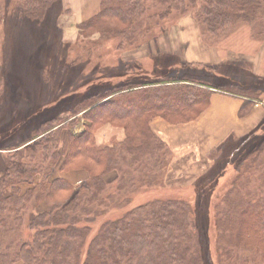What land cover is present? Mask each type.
I'll use <instances>...</instances> for the list:
<instances>
[{"label": "trees", "instance_id": "obj_1", "mask_svg": "<svg viewBox=\"0 0 264 264\" xmlns=\"http://www.w3.org/2000/svg\"><path fill=\"white\" fill-rule=\"evenodd\" d=\"M55 1L11 0L17 16L31 21H42ZM2 14L0 6V21ZM186 16L192 17L198 39L207 43L208 37L220 38L239 24L254 26L264 21V0H100L98 12L79 27L88 43L90 32L99 35L100 41L113 42L111 53L119 58L166 35ZM149 58L148 72L130 63L110 66L101 83L79 95L64 94V103L72 104L67 120L72 122L80 113L84 120L80 132L72 133L70 126L64 134L66 122L60 116H55L54 123L51 118L42 120L51 109L35 115L23 110L17 125H12L16 116L0 125V150H8V162L0 165L4 172L0 175V234L10 220L22 222L25 214L31 231L14 251L0 247V264H208L210 236L202 234L193 207V200L200 196L193 193L200 187L191 185L199 177L189 186L164 185L172 152L149 122L155 116L171 123L194 120L218 91L243 96L238 114L244 116L255 104L251 93L263 83L244 86L222 67L221 80L213 84L168 70L171 66L211 69L208 64L185 62L167 52L149 54ZM228 62L233 66L234 62ZM114 69L118 72L113 73ZM6 87L0 65V105L5 99L13 101L12 95H4ZM33 121L36 126L30 132ZM105 123L123 128V139L97 145L94 131ZM11 140L16 141L6 146ZM257 143H263L259 151L240 157V162L234 160V176L211 196L218 264H264V135L252 144ZM215 150L207 152L212 153L213 167L220 164ZM57 165L58 170L72 166L86 170L88 181L75 188L52 176ZM23 183L28 185L25 190ZM136 197L141 201L135 203ZM124 208L91 233L92 219Z\"/></svg>", "mask_w": 264, "mask_h": 264}, {"label": "rangeland", "instance_id": "obj_2", "mask_svg": "<svg viewBox=\"0 0 264 264\" xmlns=\"http://www.w3.org/2000/svg\"><path fill=\"white\" fill-rule=\"evenodd\" d=\"M0 6L3 10V20L0 21V65L3 70L4 83L7 86L6 88H8V92L6 93L5 91L4 95H12L14 101L10 102V100L5 99L6 101H3L0 105V125L8 123L14 116H16L15 122L12 125H17L18 121L16 120L19 119V116L25 114L23 110L35 115L40 110L51 109L48 111L51 114L44 115L42 120L45 121L51 118V123H54L55 116H60V121L63 119L66 122L63 126L64 134H67L65 129L70 126L72 133L80 132L84 127V120L80 117L81 113L76 116L77 119L74 117L72 122L67 120L71 116L72 104L64 103L66 100L64 94L75 91L74 93L79 95V91H84L96 83H101L106 79L107 67L110 66L118 67L122 63H130L133 66H142L141 68L148 72L151 69L149 54L155 55L160 52L178 54L179 58L185 62H201L212 67L211 69H205L203 66H194L180 69L181 66H171L168 70L172 73L177 70L180 74L198 77L216 84L221 80V68L226 67L227 73H230V78L239 77L240 82H244L245 86L249 85V82H252V84L254 82L264 84L263 81L252 78L251 69L247 65L244 66L243 61H236L231 66L228 61L222 63L211 61L212 59L210 60L207 55H204L207 58L204 60L202 54L205 48H208V50L212 49L218 53L217 56H214V60H218L220 58L219 55L224 58L225 51L229 48L251 51L253 45H256L255 40L260 41L264 38L263 20L258 24H253L254 26L239 24L225 31L220 38L208 37L207 43L201 39L204 44L199 43V47H196L191 46L193 43L191 38H196L198 30H196L197 27L192 21V17L186 16L181 19L179 26L170 29L166 35L154 41L151 40L150 43L141 45L136 50H127L117 58L111 53L114 48L113 42L108 41V39L100 41L98 39L99 35L90 32L91 37L88 43L87 39L81 35L85 34V31L81 30L79 25L98 12L100 0L98 5L97 2L93 3L92 0H56L42 21H31L25 19L24 16H17V11L12 6L11 0H0ZM90 46L93 49H89ZM237 50L236 52H238ZM117 72L118 69H114L113 73ZM261 89L264 88L261 87ZM251 95L256 98L254 103L261 104L262 109H264V92L256 90ZM18 110L22 111L17 112ZM263 118L253 125L249 131L241 132L240 130L238 131L240 132L239 134H236L235 124L233 123L230 125V131H228L229 133L227 132L228 135L224 139H216V143L213 144L215 146L210 148L205 142L193 141L189 146L190 148H186L187 151L185 153L184 148L182 149L183 152H181L182 150L176 151L177 147H173L172 136L170 138L167 136V129L171 131L175 130L172 127L190 125L196 119L171 123L161 116H155L149 122L152 131L167 142L172 152L164 171L166 173L164 185L166 187L170 185L189 186L199 177L196 183L191 185L200 187L199 192L193 193L194 195L200 194L198 201H195L197 196L193 200V207L202 234L206 237L210 236L208 264H218L217 256L213 250V208L211 196L214 195L217 189H222L224 183L232 175L234 176L237 169L232 164L234 160L240 162V157L245 156L247 153L253 154L259 151V147L263 143H257L256 146H253L252 143L256 140L258 141L260 136L264 135V125L261 124ZM153 120L159 121L162 127L157 128V123L153 122ZM36 122L33 121L29 124L28 129L30 132L36 126ZM42 127H46V125ZM155 128L158 130L156 131ZM195 129L196 126L189 127L190 133H194L193 130ZM251 131H254V133L250 135ZM174 132L176 133V131ZM5 137L6 135L4 134L3 138ZM123 137V128L110 123L102 124L94 131V139L97 145H110L123 139ZM15 141L11 140L5 144L6 146L12 145ZM241 141L242 143L240 144ZM212 148L217 149L213 154L215 155V160H220V164L218 163L219 165L215 167H213L214 159L210 156L212 153L207 154ZM7 151V149L0 150V165L8 162ZM191 153L202 154L204 157L191 155ZM225 156L228 157L227 160L222 161ZM222 166L223 168L221 169ZM0 168L1 175L4 172L2 167ZM58 169L57 165L53 170L52 176L65 179L68 183L74 185L75 188L83 186L88 181L86 180L88 173L82 168L72 166L64 170ZM217 173L219 177H217ZM112 175L110 174V176ZM210 180L211 182H209ZM199 181L200 183H198ZM212 184L213 186L210 187ZM27 186L26 183L21 184L22 190H25ZM191 186L187 187L188 191ZM203 190L205 191L204 193ZM169 191L174 192V190ZM202 194H205V196L201 197ZM139 200L141 201V197H136L134 202L137 203ZM30 206L31 204L27 208L31 209ZM44 207L45 203L41 204V208ZM124 210L125 208L118 211L111 210L104 216L100 215L92 219L89 222L91 233L95 231L103 220L114 218ZM22 216V222L10 220L7 229L2 230L0 234L1 248L7 247V251L12 252L19 242L30 236L31 231L26 224L27 214ZM18 263L21 262L13 264Z\"/></svg>", "mask_w": 264, "mask_h": 264}, {"label": "crops", "instance_id": "obj_3", "mask_svg": "<svg viewBox=\"0 0 264 264\" xmlns=\"http://www.w3.org/2000/svg\"><path fill=\"white\" fill-rule=\"evenodd\" d=\"M92 1L93 3L97 2V5L99 3V0ZM191 40L193 41L191 46L199 47V41L201 39L199 40L197 35L196 38H191ZM255 43L256 45H253L251 51L229 48L225 51L224 58L219 55L220 58L218 60H214V56L218 55L217 51L212 49L208 50V48H205L202 53L203 59L206 60L207 58L204 55H207L210 60L212 59L211 61L215 62H221L224 59H227V61L231 62L243 61V65H247V67L251 69L250 73L252 78L255 80L259 79L260 81L264 82V38L260 41L255 40ZM236 50L238 52H236ZM212 56L213 58H211ZM242 84L245 86V83L242 82ZM251 87H253L252 83ZM261 87L264 88V84H262V86L256 90L259 92H264V89H261ZM243 100V96L233 95L226 92L218 91L212 94L209 106L194 122L190 123V125L186 124L187 126L181 125L180 127H172L175 130L170 131L167 129L168 138L172 136V141L174 143L173 147H177L176 151H180L184 148L185 153V151H187L186 148H190L189 146L193 143V141H199L207 143V145L211 148L215 146L213 144L216 143V139L222 140L228 135V131H230V125L233 123L235 124L236 134H239L240 132L238 131L240 130L241 132L249 131L253 125L257 124L258 121L264 117V109H262L261 104L255 103L246 115L239 116L238 112ZM157 120H153V122L155 121V123H157V128L162 127L161 123ZM162 124L164 123L162 122ZM191 126H196V129L193 130L194 133H190L189 131V127ZM157 128H155L156 131L158 130ZM174 131H176V133ZM177 144L179 145L177 146ZM181 152H183V150ZM191 155L199 156L201 158L204 157L202 154L198 155L191 153Z\"/></svg>", "mask_w": 264, "mask_h": 264}]
</instances>
